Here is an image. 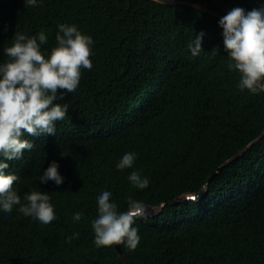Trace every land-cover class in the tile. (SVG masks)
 <instances>
[{
	"label": "trees",
	"instance_id": "obj_1",
	"mask_svg": "<svg viewBox=\"0 0 264 264\" xmlns=\"http://www.w3.org/2000/svg\"><path fill=\"white\" fill-rule=\"evenodd\" d=\"M173 1L192 5L0 0V64L18 32L44 31L46 57L60 24L93 39L92 69L81 70L75 92L53 102L69 109L56 133H25L33 149L5 161V174L19 177L13 189L22 203L33 190L47 192L56 219L45 225L18 206L0 209V264H126L116 245L94 243L103 191L121 212L129 197L165 203L136 219L135 250L120 245L131 264H264V136L218 171L264 132V92L240 90L219 20L236 7L264 9V0ZM201 32L202 50L193 56L189 45ZM129 152L133 167L118 169ZM53 161L63 183H40ZM133 171L149 180L146 189L131 184ZM201 191L200 199H181ZM77 212L83 216L74 222Z\"/></svg>",
	"mask_w": 264,
	"mask_h": 264
},
{
	"label": "clouds",
	"instance_id": "obj_2",
	"mask_svg": "<svg viewBox=\"0 0 264 264\" xmlns=\"http://www.w3.org/2000/svg\"><path fill=\"white\" fill-rule=\"evenodd\" d=\"M24 3L36 6L37 0H24ZM219 26L223 29V44L230 58L228 68L240 73V90L247 89L251 94L264 92V9L245 13L243 8L236 7L222 16ZM203 36L201 32L189 45L193 56L202 50ZM55 39L57 46L46 57L41 50V45L47 43L44 31L32 37L15 33L12 46L4 49L8 60L0 64V157L3 158L0 159V209L11 213L18 206L24 216L45 225L56 219L50 196L47 192L33 190L25 195L22 203L13 189L19 177L6 175L4 170L9 167L5 161L18 160L22 150L33 149V143L23 138L25 133L33 137L56 133V122L63 121L69 109L67 104L53 102L62 100L65 93L75 92L81 70L90 71L93 67L91 36L82 34L75 25L60 24ZM135 159V153H126L117 168L130 169ZM58 168L59 164L53 161L40 175L39 182L54 181L61 185L64 178ZM128 179L138 189L149 186V180L138 171L131 172ZM111 196L110 191H103L98 197V215L92 221L94 243L97 247L124 245L135 250L140 236L133 224L137 218L146 219L149 209L142 201L129 197L127 210L118 211ZM82 216L81 212L75 213L73 221L79 222ZM74 238H78V234L69 237L68 242Z\"/></svg>",
	"mask_w": 264,
	"mask_h": 264
},
{
	"label": "water",
	"instance_id": "obj_3",
	"mask_svg": "<svg viewBox=\"0 0 264 264\" xmlns=\"http://www.w3.org/2000/svg\"><path fill=\"white\" fill-rule=\"evenodd\" d=\"M163 2V0H162ZM164 3H167V4H183V5H192L188 2H178V1H173V0H167V2H164ZM194 6H197V5H194ZM215 13V12H214ZM222 16V15H221ZM264 136V132L261 134L260 137H258L257 139H255L252 143H250L249 145L246 146V148H244L242 151H240L235 157L231 158L230 160L226 161L219 169L218 171L223 168L224 166H226L229 162H231L233 159L237 158L238 156L242 155L246 150H248L250 147H252L258 140H260L262 137ZM206 193V191H201L200 193H197V194H190V195H187V196H184L182 197L181 199H184V198H190V199H200L204 194ZM176 202V201H174ZM149 209L148 211V215H153L155 214L156 212H159L160 209L162 207L165 206V203H162L160 205H158L157 207H153L151 205H146ZM116 248H117V251L120 255V257L122 258V260L126 263V264H131L129 262V260L126 258V256L122 253V250H121V247L120 245H116Z\"/></svg>",
	"mask_w": 264,
	"mask_h": 264
}]
</instances>
